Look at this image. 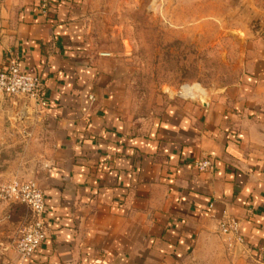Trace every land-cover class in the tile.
<instances>
[{"label":"crops","instance_id":"crops-1","mask_svg":"<svg viewBox=\"0 0 264 264\" xmlns=\"http://www.w3.org/2000/svg\"><path fill=\"white\" fill-rule=\"evenodd\" d=\"M41 5L0 0V71L16 61L44 89L41 108L0 93V184H38L47 237L20 257L30 212L1 203L0 264H264V30L239 51L233 95L170 103L138 130L78 0ZM204 158L213 168L198 172ZM224 216L240 225L233 250L218 232Z\"/></svg>","mask_w":264,"mask_h":264},{"label":"rangeland","instance_id":"rangeland-1","mask_svg":"<svg viewBox=\"0 0 264 264\" xmlns=\"http://www.w3.org/2000/svg\"><path fill=\"white\" fill-rule=\"evenodd\" d=\"M77 10L93 49L120 69L121 110L138 130L170 103L233 95L239 51L264 30V0H78Z\"/></svg>","mask_w":264,"mask_h":264},{"label":"built area","instance_id":"built-area-1","mask_svg":"<svg viewBox=\"0 0 264 264\" xmlns=\"http://www.w3.org/2000/svg\"><path fill=\"white\" fill-rule=\"evenodd\" d=\"M44 8L48 0H40ZM0 93L10 97L26 98L38 108L44 105L43 82L39 77L22 73L16 61H11L0 71ZM198 172L210 171V158L198 160L194 164ZM20 204L27 207L30 220L21 229L15 250L22 258L31 257L47 237V211L44 196L34 181L11 180L0 184V204ZM218 232L223 237L228 250L243 243L239 222L224 216L218 222Z\"/></svg>","mask_w":264,"mask_h":264},{"label":"bare ground","instance_id":"bare-ground-1","mask_svg":"<svg viewBox=\"0 0 264 264\" xmlns=\"http://www.w3.org/2000/svg\"><path fill=\"white\" fill-rule=\"evenodd\" d=\"M187 88H188V87H187ZM180 94L183 96V89L181 90ZM200 100L203 101V99H200Z\"/></svg>","mask_w":264,"mask_h":264}]
</instances>
